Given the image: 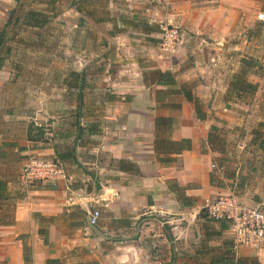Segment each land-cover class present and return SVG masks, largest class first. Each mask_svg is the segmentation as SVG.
<instances>
[{
	"label": "crops",
	"instance_id": "crops-1",
	"mask_svg": "<svg viewBox=\"0 0 264 264\" xmlns=\"http://www.w3.org/2000/svg\"><path fill=\"white\" fill-rule=\"evenodd\" d=\"M259 13L264 0H0V161L30 154L59 161L66 173L26 187L4 177L14 197L0 207V264H189L186 241L160 239L151 220L131 238L132 220L223 193L264 209V157L245 156L227 176L216 161L222 134H211L220 119H238L228 88L240 59L252 55L246 36L263 23ZM169 20L182 31L172 55L160 51L154 29ZM159 71L177 84L159 82ZM181 83L199 84L192 92L205 118L174 91ZM159 117L170 127L157 129ZM31 122L43 125L47 141L27 139ZM159 138L189 139L191 147L173 152ZM119 160L135 170H119ZM168 181L184 188L186 200ZM97 206L103 212L92 226L87 212ZM215 228H204L207 240H231L227 230L209 235ZM234 251L264 264V244Z\"/></svg>",
	"mask_w": 264,
	"mask_h": 264
},
{
	"label": "rangeland",
	"instance_id": "rangeland-1",
	"mask_svg": "<svg viewBox=\"0 0 264 264\" xmlns=\"http://www.w3.org/2000/svg\"><path fill=\"white\" fill-rule=\"evenodd\" d=\"M259 22L264 23V19H260ZM263 23H257L253 25V27L250 29V33H248L249 35L247 34L246 36L249 43H245V46L248 44V50L252 53V55L250 56H247V54H245L246 57H253L258 60L259 65L254 68L255 70H257L256 72H258L256 73V75L258 76L264 75ZM181 42L178 46V49L181 45ZM211 73V75L213 76V72ZM247 76L251 80H254L256 78L255 76L251 75ZM200 79L203 80V78ZM206 81H209V79H207ZM254 83H256L257 87L253 96L242 97L243 99L240 98L235 101L238 102L236 105L231 104L233 113H236L234 114L236 116L235 118L238 119H234V121L232 119H220L217 124H215V128H211V134H213L214 138L217 135L216 133L222 134L223 142L219 143V146L222 150L220 151L221 154H218L216 161L217 164H222L225 167V175L227 176L231 175L233 167L237 163H242L245 160V156L248 158L247 160L250 161H255V159L261 160V158L264 157V127L259 126V122L263 120L264 115V102H262L264 101V80ZM191 84H189L191 86V89H193L194 87L197 91L201 90L200 87L198 89L196 88L199 86V84H196L194 86H192L193 84ZM204 94L205 92H203V95ZM227 113H229V111H227ZM248 115L249 118H247L246 121L245 119ZM81 122L85 123V121L83 119H80L79 117L77 122L79 123L78 125H80ZM73 123H75V121ZM95 123L96 122H94L93 124ZM46 127L49 128V126ZM239 142H242L243 144H239ZM248 144L255 145L256 148H252V146L249 145V149H246V145ZM243 151L247 153H245L244 156L239 159V157L242 156L240 154L243 153ZM30 157H32V155L30 154H22L17 152L8 153V156L6 157V163L4 164L0 161V176H7V179L14 182L18 181L19 183V175L24 167V163ZM210 169L213 168L210 166ZM98 187H100L101 189L100 185H98ZM220 195H225V193ZM220 195L211 196L209 197V199H214L215 197H218ZM203 204L204 200L200 201L196 205L194 204L192 207H187L186 209L177 210V208H174L171 209L168 213L162 214L152 211L151 214L140 216L137 220H132V222H134V228H132L130 231V237L133 238L135 237V234H138V232L136 231L137 226H140L144 222L151 220V224L153 228H155V230L161 228L163 231L160 239H163L164 237L168 239L170 237L172 238V241H175V243L178 241L187 242V250H183L182 253L187 257L189 264H208V259L210 258V255L213 254V252L210 251V248L216 247L218 245V242L216 239L207 240L204 236V228L216 226L217 223L215 220H212L207 216L205 210L202 214L203 216H197V213L200 211V209H202ZM94 208H98L100 210V213L102 214L103 211L101 210L100 206ZM155 237L159 239L158 235ZM175 237L178 238L174 240ZM172 264L178 263L175 260Z\"/></svg>",
	"mask_w": 264,
	"mask_h": 264
},
{
	"label": "built area",
	"instance_id": "built-area-1",
	"mask_svg": "<svg viewBox=\"0 0 264 264\" xmlns=\"http://www.w3.org/2000/svg\"><path fill=\"white\" fill-rule=\"evenodd\" d=\"M264 19V14L257 15ZM159 49L168 55L177 52L181 42V29L169 21H159ZM212 168L223 170L220 165L212 164ZM66 173L59 162L30 157L24 163L19 175L20 186L26 187L31 182L43 180L65 179ZM207 216L213 220L227 221V232L232 240L234 250L240 246H250L261 249L264 244V209L259 206H249L240 202L233 194H225L214 199H205L202 207ZM88 223L96 225L100 218L98 208L87 212Z\"/></svg>",
	"mask_w": 264,
	"mask_h": 264
},
{
	"label": "trees",
	"instance_id": "trees-1",
	"mask_svg": "<svg viewBox=\"0 0 264 264\" xmlns=\"http://www.w3.org/2000/svg\"><path fill=\"white\" fill-rule=\"evenodd\" d=\"M146 23L142 22L141 27L143 29H147V26L145 25ZM156 31L159 32L158 24H156V28H154ZM160 41V40H159ZM259 65L258 60H256L253 57H242L240 59V68L238 72L234 73L231 76V80L229 83V88H228V94L229 97H235L236 99H240L245 96H253L254 92L256 91V83H252L247 80V75L252 73L256 74L257 70L254 68ZM158 77H159V82L165 85H171L174 86L177 84L174 76L172 73L169 71H162L158 72ZM174 91L178 94H181L185 100L193 102L194 107H195V116L198 119H203L205 118V113L201 109V103L197 98H195L191 87L187 83H181L178 85L177 88H174ZM80 102L78 104V108L80 107ZM170 121L171 119H167L164 117H159L156 119L155 123L157 126V129H166L170 127ZM79 123L76 122V126L81 130V126L78 125ZM96 126L97 125H91L89 126L88 129L90 130H95L96 131ZM259 126L264 127V115H263V120L259 122ZM45 128L43 125L40 124H35L31 122L28 125V130H27V139L29 141H47V136L45 135ZM209 141H214V138L212 135H209L208 138ZM157 145L160 147H165L168 148V150H173V152H179L181 150H187L190 149L191 143L189 139H182L179 141H171L169 139L165 138H159L156 140ZM155 141V142H156ZM5 155V152H2L0 150V159ZM56 161V160H55ZM58 162V161H57ZM117 167L121 171H127L129 172L130 170H135L134 166L130 163H126L123 160L117 161ZM170 189L179 196H183V198L186 200V197L184 196V188L179 187L175 184L173 181H168ZM20 196V194H16V196ZM14 196L10 194L8 191V186H7V181L4 179V177L0 176V207L2 205H7L8 207L11 206V200ZM180 198V197H179ZM204 209H200L198 212L197 216H203ZM206 213V212H205ZM216 228L212 231L211 234L209 235H220L224 230L227 229V221L225 220H217L216 221ZM208 235V234H207ZM169 239H171L169 237ZM210 251L213 252V254L210 256L209 264H254L250 260H246V258L243 257H238L235 255V251L232 249V241L229 239V241H223V245H218L216 248L211 247ZM58 262L56 260L52 259H47L46 264H57ZM77 264H97L95 261H90V262H80Z\"/></svg>",
	"mask_w": 264,
	"mask_h": 264
}]
</instances>
